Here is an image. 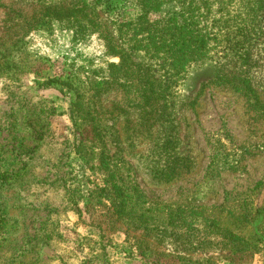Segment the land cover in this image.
I'll return each mask as SVG.
<instances>
[{"label": "rangeland", "instance_id": "obj_1", "mask_svg": "<svg viewBox=\"0 0 264 264\" xmlns=\"http://www.w3.org/2000/svg\"><path fill=\"white\" fill-rule=\"evenodd\" d=\"M187 2L0 0V264H264V0Z\"/></svg>", "mask_w": 264, "mask_h": 264}, {"label": "trees", "instance_id": "obj_2", "mask_svg": "<svg viewBox=\"0 0 264 264\" xmlns=\"http://www.w3.org/2000/svg\"><path fill=\"white\" fill-rule=\"evenodd\" d=\"M223 8L226 9L220 0H188L180 13L181 22L174 18L163 20L161 34L147 43L155 50L152 55L161 61V66L171 67L176 74L184 69V61L196 62L207 57L203 48L216 42V34L224 24Z\"/></svg>", "mask_w": 264, "mask_h": 264}]
</instances>
